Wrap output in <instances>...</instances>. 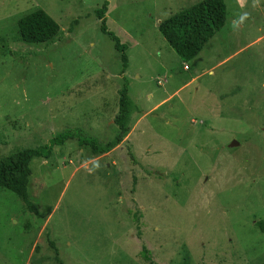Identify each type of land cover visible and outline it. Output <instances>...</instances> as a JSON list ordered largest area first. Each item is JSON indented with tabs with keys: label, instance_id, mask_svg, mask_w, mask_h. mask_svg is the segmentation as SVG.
Segmentation results:
<instances>
[{
	"label": "rangeland",
	"instance_id": "rangeland-1",
	"mask_svg": "<svg viewBox=\"0 0 264 264\" xmlns=\"http://www.w3.org/2000/svg\"><path fill=\"white\" fill-rule=\"evenodd\" d=\"M102 1L0 0V158L71 127L104 144L119 114L124 127L106 152L72 139L32 158L35 212L0 187V264H264V0H223L187 61L157 23L198 0H107L122 72ZM36 8L59 31L21 42Z\"/></svg>",
	"mask_w": 264,
	"mask_h": 264
},
{
	"label": "trees",
	"instance_id": "trees-1",
	"mask_svg": "<svg viewBox=\"0 0 264 264\" xmlns=\"http://www.w3.org/2000/svg\"><path fill=\"white\" fill-rule=\"evenodd\" d=\"M107 0L94 10L97 19L100 20L99 29L107 34L113 41L114 48L119 52L121 72L127 65V57L124 53L125 45L105 26V18L101 14L106 11ZM225 4L223 0H198L180 8L178 11L160 20L157 30L170 47V49L182 60L187 61L195 56L203 45L222 27L225 20ZM59 26L45 11L36 8L16 20V35L19 41L25 43H44L57 35ZM123 78V77H122ZM126 101V81L123 79L119 103L121 110ZM123 115L115 117L117 132L114 137L99 143L94 137L83 134L79 127L64 128L52 134L45 143L26 147L14 154L0 158V187L13 192L30 211L35 212V206L31 201L27 184L30 175V160L32 158H47L51 149L68 140L75 139L78 145H87L92 153H103L115 146L124 134L122 126ZM136 222V217L133 216ZM255 227L264 232V218L254 222ZM143 256L147 257V251L142 249ZM173 264H182L176 262Z\"/></svg>",
	"mask_w": 264,
	"mask_h": 264
},
{
	"label": "water",
	"instance_id": "water-1",
	"mask_svg": "<svg viewBox=\"0 0 264 264\" xmlns=\"http://www.w3.org/2000/svg\"><path fill=\"white\" fill-rule=\"evenodd\" d=\"M234 144H236L235 141H234V142H231V143L229 144V146H232V145H234Z\"/></svg>",
	"mask_w": 264,
	"mask_h": 264
},
{
	"label": "built area",
	"instance_id": "built-area-1",
	"mask_svg": "<svg viewBox=\"0 0 264 264\" xmlns=\"http://www.w3.org/2000/svg\"><path fill=\"white\" fill-rule=\"evenodd\" d=\"M183 68H185V69H186V68H187V66L184 64Z\"/></svg>",
	"mask_w": 264,
	"mask_h": 264
}]
</instances>
